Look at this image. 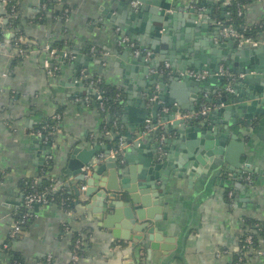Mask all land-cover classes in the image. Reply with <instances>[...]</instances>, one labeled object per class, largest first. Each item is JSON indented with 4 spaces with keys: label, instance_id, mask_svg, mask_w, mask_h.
Returning a JSON list of instances; mask_svg holds the SVG:
<instances>
[{
    "label": "crops",
    "instance_id": "obj_1",
    "mask_svg": "<svg viewBox=\"0 0 264 264\" xmlns=\"http://www.w3.org/2000/svg\"><path fill=\"white\" fill-rule=\"evenodd\" d=\"M49 1L22 0L23 16L33 18ZM147 1L142 12H139V2L136 1L138 8L132 2V12L122 0H57L59 9L67 6L72 11L65 25L56 22L51 15L44 25L30 24L24 18L25 38L30 44L37 42L41 48L58 41L68 43L62 51L68 50L75 58L61 67L59 78L48 75L44 67L48 56L39 49L16 62L18 52L12 47L14 33L6 24L0 26V171L4 174L0 180V262L6 259L2 250L7 245L20 253L26 264H72L71 238L77 233L85 237L83 257L78 264H264V241L259 237L258 253L245 256L242 263L235 258L240 253L244 219L264 221V104L258 93L248 101L249 106L241 114L232 98H228L226 104H218L223 94L222 76L218 74L222 64L214 73L218 61L230 62L237 73L233 74L232 90L225 88V91L233 95L235 83L243 75L239 70L245 61L257 68V73L252 72L255 76L264 75V54H245L248 48L233 46L228 39H216L217 29L208 22L203 23L204 27L190 24L182 16L192 9L193 0ZM203 1L210 19L217 25L222 24L227 16L226 7L232 0ZM167 2L171 7L165 15L178 13L181 17L170 20L161 32L159 45L164 48L158 46L157 58L161 53L171 54L167 58L174 64L165 62L160 68L169 64L179 73L187 62L196 61L203 64L202 70L209 68L212 75L205 88H198L196 92L184 89L178 95L190 108H197L207 100L212 107L208 106L211 120L206 128L194 123L197 131L186 129L182 134L175 130L166 133L162 119L170 113L159 109L156 122L163 126L159 134L168 143L156 153L158 140L149 136L153 132H146L145 126L148 120L154 122L148 93L154 96L160 84L152 79L155 71L145 73L144 66L135 63L133 50L122 42L126 37L131 40L124 29H133L135 45L143 48L141 41L149 37L152 10H164L156 4ZM4 13V3L0 2V15ZM135 13L139 17L133 20ZM205 18L208 20V16ZM244 21L248 27L264 24V0H252L245 6ZM82 70L121 93V129L125 143L123 173L127 174L131 168L137 175L150 172L159 188L155 192L162 195L159 211L153 212L160 220L149 221L155 234L149 235L147 231L141 235L134 231L127 233L134 239L140 236L137 243L123 240L125 231L121 227L106 229L102 226L99 213L102 203L98 201L101 188L87 201L75 193L77 188L82 192L83 184L89 187L93 170L83 178L69 169L70 161L84 152H88L89 157L95 152L91 162L95 164L97 156L111 148L102 130L103 116L94 104H90L92 102H83L85 97L93 95V90L81 76ZM163 103L161 101V105ZM227 107L232 108L233 116L217 114ZM57 113L62 116L60 131L53 142H43L35 130L47 117ZM144 113H148V118L142 121V132L138 134ZM190 113L196 112L182 111L177 116ZM223 136L227 138L225 152L234 141L232 138L238 139L229 154L240 167L236 172L230 170L227 162L217 159L208 162L206 167L189 159V154L194 158L202 155L206 162V142L217 147L216 143L222 142ZM136 142L139 146L134 148ZM49 160L53 164L51 178L74 195L75 212L66 213L55 204L35 206L30 213L31 220L10 242L11 227L25 211L22 182L39 178L40 166ZM108 172L99 179H106ZM242 173L251 174V183L243 179ZM93 182L99 184L98 180ZM228 190L233 193L232 206L224 198ZM66 225L70 227L69 234L64 231ZM113 230L118 238H114ZM149 236L160 237L162 242L157 244L167 248L152 250L151 245L156 243H152ZM165 239H172V242L163 243Z\"/></svg>",
    "mask_w": 264,
    "mask_h": 264
},
{
    "label": "water",
    "instance_id": "obj_2",
    "mask_svg": "<svg viewBox=\"0 0 264 264\" xmlns=\"http://www.w3.org/2000/svg\"><path fill=\"white\" fill-rule=\"evenodd\" d=\"M43 0H40L42 2ZM125 4L128 5L129 10L133 12L131 3L138 1L140 4L139 12H142L144 9H146L145 4L148 3L147 0H122ZM156 6L164 8V10L160 11L159 9L152 10V21L149 31V37L145 38L142 42L143 48L141 49H147L150 47V49L153 51L152 55L150 57H147L144 53L140 54L139 56H136L135 63L139 66H144V72L149 73L150 70H159L162 63L170 62L171 66L174 64L172 60L169 57L171 54H164L161 53V55L157 58V54H159V47L164 48L160 44V39L162 38L161 32L163 29L168 27V24L170 23V20L174 18H180L181 16L178 13L165 15L166 10H169L171 7L170 3H164V4H156ZM192 9L189 10V13L182 16L186 18L190 24H195L198 27H204L203 23L208 22L215 26L217 29V33L214 34L215 38L218 40H221L220 38V31L223 30V26H219L213 22V20L210 19V12L209 10H205L204 12H201L198 9V6L194 3H192ZM201 15V18H200ZM206 16H208V20H206ZM136 17H139V14H133L132 19L135 20ZM4 24H7V20H4ZM133 29L126 30L124 29V33H126L128 36L131 37L132 42L135 41L136 36L135 32L132 31ZM126 31V32H125ZM130 31V32H129ZM165 33V32H164ZM150 37L152 38L150 40ZM228 43L235 46V42L228 39ZM243 53L245 54H264V47H260L257 49H246ZM165 55V56H162ZM168 55V56H167ZM242 55V54H240ZM76 61V60H75ZM153 63V64H152ZM225 64L226 67L229 69V71L232 74H236L237 72L234 71L233 67L231 66L230 62L228 61H218L217 66H215V71L218 69V67L221 64ZM188 69H194L197 71H200L203 68V64L199 61L196 62H187L185 68L182 70V72H185ZM207 70H210L209 68H206ZM257 68L252 67L251 63L248 61H245L244 64H242L241 69L239 70L242 75L241 78H238L235 83V89L236 93L233 95L227 94L225 89L221 92L222 98L218 102V104L228 103V98H232L233 104H238L239 108H237L238 113H244L246 111V106L248 105V101L251 99H254L255 94L258 93L262 99V103L264 104V75H258L255 76L252 72H258L256 70ZM182 72H176V70L173 67H169L164 73L156 72L152 79L155 80V82H159L160 89L158 91L159 100L158 101H150V107L152 108V114L154 123L157 122L156 112L161 109L162 107H169L171 108L170 114L163 115V123L165 125L166 133L172 132L175 130L176 132L182 134V132H186L188 129H191L192 131H197V129L194 128L193 124H199L203 125V127L208 123V120H211V112L207 113L206 116H199L198 118H192V119H178L176 120V115L179 112L182 111H190V112H199L204 107H206L204 104L198 105L197 108H190L186 104L185 99H182L178 93L181 92L184 89H191L192 91H198L197 89H203L207 86L208 80L205 81H197L194 79H191L187 76L180 75ZM222 84L224 80V76H222ZM263 85V87H262ZM155 95V93H154ZM150 100L153 97V93H148L147 96ZM161 101L164 103L161 105ZM209 101V100H207ZM231 101V103H232ZM177 105V106H175ZM217 114H226V115H232L233 116V110L230 107L223 108L217 111ZM148 118V113H144L142 115V119L140 121L139 126V133L142 132V121L146 120ZM171 121V124L168 122ZM189 122V123H187ZM187 129V130H186ZM165 132V131H164ZM154 139L159 140L160 134L157 133H151L149 134ZM201 136H205L204 134H201ZM226 136H223V141L220 143H216L217 147H213V144L211 142H206L205 149L208 150L206 156L208 157L207 161L203 159L202 155H198L196 158H194L191 154L188 155L189 159L191 161L197 160L200 164L203 166H207L208 162L213 163L214 159L219 160L220 162H227L231 167L230 170L232 172H236V169H239L240 167L238 164H236L232 157L229 155L232 152V149L234 146L238 143V139L236 136H234L232 139L234 140L228 148V152H225L227 147V138ZM131 143V142H129ZM168 143L167 140H163L161 143L156 144V153H159L161 148ZM205 143V142H204ZM203 143V144H204ZM139 146V142L134 143V148ZM213 147V149H212ZM111 148L104 152L105 160L104 162H101L97 164L93 168V175L91 179L89 180V187L86 188V190L82 191L78 188L75 190V193L78 197L82 195V199L87 201L91 195L96 192L98 188H101L99 194H98V201L101 202V211L99 213L101 214L102 219V226L106 229H118V227H121L125 232L122 235L123 240H129L137 243V241H140L139 238H130L128 237L129 231H134L138 234H143L144 231H147V234L154 235L155 229L150 227L149 221H157L160 220L159 218H156L153 216V212L159 211L162 195L160 196L158 193H156V190H159V188L156 187L155 179L152 177V174L147 171H143L140 175H137L134 170L131 168L127 174H124L122 171L123 166H120L116 160H113L109 158V152ZM134 151V149L132 148ZM131 150V151H132ZM165 150V148H164ZM95 151H98L95 150ZM93 154V155H92ZM91 156L89 157L88 152H84V154L78 155V157L73 158L69 163V169H72L76 174L81 175V177L84 178V175L81 174V169L84 166H88L92 160L95 158V152H91ZM158 157V156H157ZM183 162V160L181 161ZM195 166L197 164H194ZM160 167V166H159ZM159 169V168H158ZM109 171V175L106 179L103 178V180H100L99 178L102 177V175ZM149 174V175H148ZM151 174V176H150ZM83 180V179H81ZM93 180H98L99 184H95L96 182H93ZM163 182L165 180L163 179ZM120 225V226H118ZM113 236L114 238H118L117 232H114L113 230ZM142 238V237H141ZM152 243L151 248L152 250H156L158 248H167V246H160L157 243L162 242L160 240V237H154L149 236L148 238ZM172 242V239H165L163 243L169 244Z\"/></svg>",
    "mask_w": 264,
    "mask_h": 264
},
{
    "label": "trees",
    "instance_id": "obj_3",
    "mask_svg": "<svg viewBox=\"0 0 264 264\" xmlns=\"http://www.w3.org/2000/svg\"><path fill=\"white\" fill-rule=\"evenodd\" d=\"M194 3L198 7H206L207 4L203 0H193ZM252 0H232L231 3L226 7L227 16L222 21V24L224 26H229L235 29L236 31L240 33H244L247 36H257L262 33H264V24H260L257 26H246L244 21V12H245V6ZM0 2H4L5 6V13L3 15H0V18L3 20H7L6 28L11 30H16L14 32V37L12 40V47H14L15 42L18 40L20 48H29L30 50L34 49H40L39 44L36 42L35 44H29V43H22L21 39H24L26 37L25 32V25L23 24L24 16L22 13V0H0ZM43 5L45 7L43 8ZM36 12L35 16L31 19L25 18L26 21L30 24L40 25V24H46L48 23L49 19L48 16L51 15L52 18L56 21L59 18H62L64 16V9L67 8V6H64L62 9H59L57 0H50L49 2L44 3ZM207 8V7H206ZM12 12H16V14H13ZM1 32V27H0ZM65 45H68V43H65L64 41L56 42L52 45V48H55L57 50H62ZM27 56L24 55H18L16 57V62L22 60ZM69 64V63H68ZM224 68L227 71V74L224 75V80L222 84V90L226 88V86L230 83V78H234L233 74L229 71V69L226 67V65L222 64ZM57 78H59L60 74H56ZM98 90L101 92L102 95V106L103 110H100V101H96V99L90 103L94 104L98 111L101 113V115L104 118V125H103V132L109 131L113 134V139L108 140V143L110 144L111 148H117L120 143V139H122V125H121V113H122V98L121 93L116 87L108 86L104 82L100 83L98 85ZM94 99V98H93ZM206 107H208L211 103L204 101L203 103ZM212 107V106H209ZM117 121V125L114 126L113 122ZM47 125L46 130H43V126ZM53 123H52V117H47L43 124H39L35 130V133L37 131H43L44 135L47 136L49 132L52 130ZM53 137L50 138V142H53ZM121 166V165H120ZM53 170V164L51 160L44 163L39 168V178L36 185V190L32 191L30 190L29 184L34 181V179H27L22 182V191L24 196L28 193L32 192H39V193H47L48 198L54 197L53 204L59 206L62 210L65 212H75V197L72 193H70L69 189L61 186L59 187L57 182L53 180L50 176V173ZM4 177V174L0 171V180ZM254 178V176H253ZM53 186H58L59 191L53 194L50 192L51 188ZM229 190L225 192L224 198L227 202H231L233 200V197H229ZM27 213V210H25L18 218L20 219L24 214ZM17 218V219H18ZM31 219L28 218V223ZM26 225V224H25ZM24 225V226H25ZM244 234L240 237V251L243 250V247L245 246V238L248 235V232L251 233V231H255L257 235L260 237L264 236V221L257 220L254 218H246L244 219ZM79 234L74 233L72 234L71 238V251L73 250V242L76 238H78ZM17 237V236H16ZM14 238H10V242L13 241ZM257 245H259V239L255 236L254 237V244L253 248H256ZM2 253L6 256V259L4 261H1L0 264H26L24 257L15 251L10 250L8 247L7 249H3ZM243 252H240L236 255V260L239 263H242L241 260H239L240 257H243ZM81 258L83 257V251L80 253Z\"/></svg>",
    "mask_w": 264,
    "mask_h": 264
},
{
    "label": "built area",
    "instance_id": "obj_4",
    "mask_svg": "<svg viewBox=\"0 0 264 264\" xmlns=\"http://www.w3.org/2000/svg\"><path fill=\"white\" fill-rule=\"evenodd\" d=\"M4 3V2H2ZM133 5L135 6V8H138V3L133 2ZM45 7V5H43V8ZM198 9L201 12H204L206 9L204 7H198ZM13 14H16V12H12ZM72 11L69 8H65L64 9V16L62 18H59L56 20V22L61 23L63 25H65L71 15ZM201 17V15H200ZM4 20L2 18H0V26L2 27V25H4ZM219 26H223V30L220 31V38L222 39H230L232 41L235 42V44L237 45V47L239 48H250V49H257L260 47H264V33L251 37V36H247L244 33H240L238 31H236L235 29H233L232 27L229 26H224L223 24H219ZM13 31V33L16 31L14 29H11ZM22 43H29V41L24 38L21 39ZM124 45L128 46L130 49L133 50L134 55L139 56L140 54L144 53L147 57H150L152 55V51L148 50V49H141L138 48L134 42H132L129 38H124L123 42ZM30 44V43H29ZM19 45V41L17 40L15 42L14 48L17 49V55H24V56H28L30 53H32L33 51L30 50L29 48H20L18 47ZM94 50V49H93ZM40 52H44L46 53V55L48 56L47 60L44 62V67L48 73V75L50 77H56L57 73H60L61 67L65 64L71 63L72 60L75 58L74 55L72 53H70L68 50H57L55 48H52V45L50 44H46L44 46H42L39 49ZM169 68V64H165L164 68H160L159 70H155L156 72H160L163 73L165 72L167 69ZM165 70V71H164ZM81 76L83 77L84 80H86L87 84L92 88L93 90V95L91 97H85L83 102L85 103H90L93 102L95 99L96 101H100V110H103V106H102V95L101 92L98 90V85L100 83L103 82L102 79L97 78V77H93L90 76L88 74H86V72L84 70H82L80 72ZM218 74L221 76H224L227 74L226 69L224 68V66H220L219 67V71ZM180 75L183 76H187L191 79L197 80V81H205L207 80L212 73L209 70H194V69H188L185 72L180 73ZM235 81V78H230V83L227 85L226 90L227 91H231V85L232 83ZM158 92H156V94L151 98L152 101H158L159 100V96L157 95ZM94 98V99H93ZM161 103V102H160ZM210 108L208 107H204L202 110H200L199 112L196 113H190V114H182L177 116L176 115V120L178 119H192V118H198L199 116H204ZM162 111L163 113H170L171 108L169 107H162ZM62 120V116L60 113L54 114V116H52V123L53 126L51 127L52 130L49 132V134L47 136L44 135L43 131H37L35 134L38 138H40L43 142H47L50 143V138H54L56 136V134L60 131V123ZM154 123V122H153ZM152 121L148 120L146 123V132H155V133H160L163 130V126L159 125V124H153ZM43 124V123H42ZM118 123L115 120L113 122V125L116 126ZM47 125L43 126V130H46ZM105 136L109 139L112 140L113 139V134L109 131H105L104 132ZM164 140L163 135H160V138L158 140V142L162 143ZM125 143L123 139H120V143L119 146L117 148H112L109 152V158L116 160L118 162L119 165L124 166L125 164ZM105 160V155L104 153H100L97 156V163L95 164H89L88 166L83 168L84 171V177H88L91 173V170H93V168L101 163L102 161ZM245 180L248 183H251V174H247L245 176ZM37 181L38 178H35L33 182H31L29 184L30 190L34 191L36 190V185H37ZM87 186L86 185H82L81 189L82 191L86 190ZM59 191V187L58 186H53L50 190V192H52L53 194H55L56 192ZM229 197L232 198L233 197V193L230 192L229 193ZM54 202V197H50L48 198V194L47 193H39V192H32V193H28L27 195L24 196V207L25 210H27V213L24 214L20 219L16 220V222L12 225L11 227V231H10V238H14L18 235L21 234L24 225L26 224L28 218L32 217L31 211L33 209V207L35 206H46L49 204H53ZM229 205H233L232 202H230ZM69 214H72V212H66ZM64 231L65 233H70V227L69 226H64ZM246 231V230H245ZM244 231V232H245ZM259 237L260 240L264 241V236L260 237L259 235L256 234L255 231H251L248 232L247 237L245 238V246L243 247V250H241L240 252H243V257L239 258V260H243V258L247 255L250 254H254V253H258V249L253 248V244H254V237ZM73 244V250L71 251V262L72 264H78V262L81 259L80 253L83 251L84 247H85V237H83V235H79L78 238H76L74 240ZM8 246L5 245L4 249H7Z\"/></svg>",
    "mask_w": 264,
    "mask_h": 264
},
{
    "label": "flooded vegetation",
    "instance_id": "obj_5",
    "mask_svg": "<svg viewBox=\"0 0 264 264\" xmlns=\"http://www.w3.org/2000/svg\"><path fill=\"white\" fill-rule=\"evenodd\" d=\"M207 113H209V111H208ZM207 113H206L204 116H206ZM204 116H203V117H204ZM242 174H243V179L245 180V176H246L247 174H250V173H247V174H246V173H242ZM243 179H242V180H243ZM245 181H246V180H245Z\"/></svg>",
    "mask_w": 264,
    "mask_h": 264
}]
</instances>
